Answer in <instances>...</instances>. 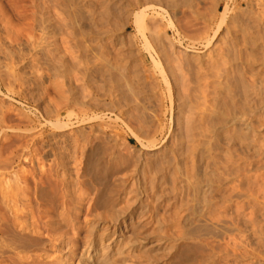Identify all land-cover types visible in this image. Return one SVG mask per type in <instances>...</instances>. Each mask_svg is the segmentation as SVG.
<instances>
[{"label":"rangeland","instance_id":"374dc122","mask_svg":"<svg viewBox=\"0 0 264 264\" xmlns=\"http://www.w3.org/2000/svg\"><path fill=\"white\" fill-rule=\"evenodd\" d=\"M85 1L88 5L86 9L94 12L95 15V21H89L87 25L93 24L91 26H95L96 29L93 27L88 33L81 32L79 29L83 22L79 18L80 9L84 8ZM88 1L89 3L87 0H0V74L6 80L8 65H13L17 69L22 68L20 77H24L23 79L27 82L20 86L18 85L19 81H12L13 88L15 91L20 90V86L21 89L35 94V98L38 99L33 103H31V99L30 101L22 99L31 104L21 105L13 100L12 96L18 99L16 95L6 94L3 90L4 94L0 92V104L8 107L14 104L20 106L25 112H34L44 110L47 105L51 108L54 104H58L59 96L62 93L66 96L73 95L77 101H86V98L89 100L92 95L95 97L96 91H99L97 92L98 98L102 100L108 101L109 98L106 95L110 92L117 99L119 98L120 109L122 112L126 110L125 113L118 115V111L113 113L100 111L99 118L88 120L85 123L74 122L81 116V107L72 106L70 115L74 124L65 133L72 137L97 139L94 140L97 143L92 145L93 149L85 166L84 177L89 181V184L93 185V192L98 191L102 197L113 198L115 203L113 199L111 203L115 208L130 209L138 206L135 198L140 197L145 199L143 204L148 210L146 215H149L154 205L150 195L156 193L161 195V209L164 218L161 235L165 247L169 246V242L178 239L176 236L178 227L175 223L180 214H184L187 207H189L188 209L195 208L202 198L208 199L206 193L216 190L219 181L229 180L225 179L226 177H235L238 168L240 176L244 175V179L241 181L238 177L231 183L230 191L232 192L228 190V193L230 192L228 195L232 196L233 201L228 211L235 215L237 205L241 203L240 206L243 208V205L248 203L247 206H244L248 207L249 205V209L253 207V210H259L262 215L259 211L255 212L244 207L245 211L241 208L240 211L245 217L242 216L243 214L239 217V225H242L238 227L237 224L232 225L229 216L222 213L221 209H211L210 213H206L205 203L201 202L198 211L191 217L190 223L186 227L184 226V229H179V231H185L186 235L181 234L182 238L176 242L182 244L178 257L183 261L182 264H264V233H261L264 231L257 228L260 224L264 228V224L262 226V221H264V125L257 126L260 122H264V114L254 117L247 113L241 116L239 113H231L229 109L233 90H237L233 85L238 80L241 83V79H238L241 78L239 72L242 69L240 68L246 67L247 70H250L249 74L246 73L248 77L250 72L258 70L260 78L264 80V0H187V2L179 0V2L182 1L180 5L167 7L169 14L172 17L174 15L173 20L177 30L180 34L184 33L181 36H185L187 33L191 34L190 37L194 39H199L201 35L204 37L205 34H200L198 37L196 34L201 32L202 25L207 21L212 22L208 32L212 35L213 28L216 29L220 22L225 3L228 2L230 10L228 9L226 25L220 29L210 46L204 47L202 44H197L192 51L182 48L179 37L174 30H171L167 21L157 16L155 20L163 24L162 28L168 29V33L165 37L163 36L164 41H162L166 45H160L150 37L148 44L153 50L152 54L159 58L164 76H161L159 68L150 59L146 48H144L145 43L143 44L141 35L134 25L132 12L125 4L127 2L120 3L115 0L118 5L122 4L120 6H123L124 11L120 15L114 5H110L109 0ZM214 4L219 7L218 11L213 10ZM105 6H108L109 9L112 6L113 9L111 8V11L108 10V12ZM114 10L117 17H113L111 14ZM94 15L90 17L93 18ZM229 18H232L233 22ZM187 26H190L191 31ZM197 27H199L198 31L192 29ZM162 46L163 50H160ZM86 48L90 52L84 53ZM104 49V53L110 55L107 56L108 58L117 56L123 57L121 61L125 59V62L123 61L125 65H122L123 62L120 65L127 67V72L124 74L126 77L118 75V80L111 78L112 71H108L109 66H105L104 62L101 64L97 60ZM117 49H121L120 51L123 53L119 51L117 54ZM107 50L116 53L111 55L112 52L109 54ZM9 51H12L13 54L6 56ZM21 55H25L26 58H22ZM86 55H89V58ZM87 62L89 63L87 64ZM237 63H239L238 66ZM235 66L239 67L238 70L241 71H236L237 69L233 68ZM85 71L89 72L88 76ZM116 73L120 74L121 72L119 70ZM90 74L91 77H94L93 74L96 77L91 78ZM127 77L128 82L138 94L133 91L137 96L130 93L133 95L129 98V105L122 102L121 89L117 88L119 87L118 83L123 84ZM109 78L111 79L109 80ZM87 82L93 84L88 85ZM227 89L231 91H226ZM201 91L208 94L206 102L199 97ZM88 92L90 96H85ZM227 92H230L231 96ZM208 99L216 100V103L219 99L217 104H221L217 105L212 101L215 104L213 106ZM206 107L210 110L208 108L206 110ZM211 109L223 112L221 119L224 126L220 124L211 129L207 128L206 122L203 121L204 125L203 127L199 126V129L197 126V124L199 125L198 116L196 115L201 112L210 113ZM65 114L66 112H63V115ZM140 115L142 118L139 117ZM46 117H40L39 121L31 123L32 126H26L27 123L21 122L20 130L17 128L6 129L7 133L9 135L19 131L25 134L31 133L27 138L44 135L46 139L51 131L46 126V119L50 117ZM195 122L196 125L192 126ZM236 122L242 123L243 126L235 127L233 123ZM16 123L17 121L14 120L7 122V125L14 128L13 125ZM189 124H192L190 128ZM245 124L253 126L247 128L244 126ZM25 126L28 128L27 131L22 130ZM229 137L234 138L229 139ZM208 145L217 147L216 150H212L211 157L207 160L206 170L209 177L211 176L212 184L210 190L206 189V193H204V188L196 190L193 175L195 169L192 163H194V155L200 150L203 151V148L204 150L208 148ZM226 149L227 151H225ZM78 163L72 161L71 165H68L67 169L72 177L75 176L76 169L79 167ZM57 166L50 155H45L38 161L24 160L15 163L7 169L10 170L7 177L1 175L0 191L7 182L12 183L15 171L32 170L35 177H38L40 173L44 178L46 171L50 172L60 168ZM0 171L2 172L1 169ZM229 173L231 176H228ZM51 177H55V175ZM57 177L62 176L58 173ZM31 178L28 176L29 189L27 190L28 195L25 197L26 200L28 198L30 207L37 211L52 210L53 207L58 206L60 210L61 205L57 202L42 205L36 201ZM239 183L240 186H236ZM232 186L236 188L232 189ZM56 189L60 193L59 196H63V200L66 201L64 204L66 212L71 214L76 211L75 208L80 209L77 218H74L78 228L73 230L69 225H66L63 230L67 231L68 237L75 240L76 243L74 251L70 253V264H81L80 261L84 259L86 252L90 249L85 243L83 222L88 218L86 210L92 203L93 195L87 183L79 185L77 182H73L70 187L59 183ZM237 197L239 199H236ZM218 199L215 198V201ZM237 200L240 202L237 203ZM2 208L7 214L8 209L6 210V208L8 207L5 208L3 205ZM249 213H253L251 214L253 216ZM248 215L249 217H247ZM216 216L218 219L221 218V222ZM250 216L260 223L255 227V229L257 228L256 232L252 231ZM260 230L262 231L260 232ZM1 239L0 236V243L2 242L0 264L13 262L21 264V261L30 259L24 258V260L20 257L30 254L39 258L35 264H58L54 258L56 253H52L48 257L41 256V252H29L24 255L18 253V256H15L12 246L6 245L8 243ZM124 251L122 256L125 254L124 257L127 258L124 264H139V259L133 257L134 254H138L136 251L134 253L131 248H126ZM15 258L18 259L15 260ZM131 258L132 261H135L134 263Z\"/></svg>","mask_w":264,"mask_h":264},{"label":"bare ground","instance_id":"6f19581e","mask_svg":"<svg viewBox=\"0 0 264 264\" xmlns=\"http://www.w3.org/2000/svg\"><path fill=\"white\" fill-rule=\"evenodd\" d=\"M104 1H106V0H104ZM116 1H119L120 3L121 2H123V3L127 2L125 4L128 5V8L132 12L134 25L136 26L137 30L139 31V33L141 35V38L143 40L142 41L143 44L145 43L144 48H146L150 59L159 68V72H160L161 76H164V71L161 68L160 60L157 56H156L157 57L156 58L152 54L153 50H152L151 46L148 44V43H150L149 37L152 38L154 41L158 42L160 45L164 44L162 42V41H164L163 36L165 37V35L168 33V29H166L164 27L162 28L163 24L159 23L160 21L157 22V20H155L157 16H160L162 19H165L167 21L169 27L171 28V30H174V32L179 37V43H180L181 47L187 51H192V50H194V48L197 44H200V45L202 44L204 47L210 46L211 41H213V39L216 38L220 29L222 27H224V25H226L227 19H228V16H227L228 9L230 8V7L228 8V2L225 3L226 5H225V7L221 13L220 22L218 23V26L216 29L213 28L212 35L208 34V32L210 31L209 28H211L210 25L212 22L207 21V22H205V24L203 23L204 25H202L203 28L201 29V32L198 35L195 33L197 37L200 34H205L206 36L203 35L205 38L202 37V35H201V37H199V39L198 38L194 39V38L190 37L191 34L189 35L187 33H185V36H181V34L184 35V33H181V34L179 33V31L177 30V28L175 26L176 25L175 21L173 20L174 15L172 17L171 14H169L170 12H168L169 10L167 11V9H166L169 6L173 7V6H177L178 4L180 5V3L182 1L181 2H179V0H116ZM116 1L115 0H112V1L109 0V3L112 6L114 5V8H116L118 14H120L122 11H124L122 9L123 6L122 7L120 6L122 4L118 5V3ZM185 1L187 2V0H185ZM189 1H191V0H189ZM87 2L89 3L88 0H87ZM99 2H100V0H99ZM183 2H184V0H183ZM106 4H107V2H106ZM216 5L217 4H214V6L216 8V9L213 8L214 11L219 10V7H216ZM83 6H84V8L80 9V16H79V18H81V20L83 21V22L81 21L82 22L81 26H83V27L81 29V26H80L79 29L81 30V32L83 31L84 33H88L90 30L93 29V27L95 28V26H91L93 24L87 25L89 23V21H95V19H94L95 15L93 14L94 12H91L89 9L88 10L86 9V6H88L86 1H85ZM95 6H96V4H95ZM112 6H111V8L113 9ZM106 8H107V11L108 10L111 11L110 10L111 8L109 9L108 6ZM90 9H92V8H90ZM126 10H127V8H126ZM237 10H238V8H237ZM111 14L113 17L118 16V15H116L115 10ZM111 14H109V15H111ZM123 14H125V13H123ZM92 15H94L93 18L90 17ZM211 18H212V16H211ZM232 18L235 19V17H232ZM232 18H229V19L233 22ZM209 19H210V17H209ZM121 20H123V19H121ZM175 20H176V18H175ZM123 21H121V22H123ZM228 23H230V22H228ZM212 27H213V25H212ZM178 28H179V26H178ZM182 28H183V26H182ZM187 28H189L191 31L190 26L189 27L187 26ZM198 28L199 27L192 28V29L198 31L197 30ZM95 29H94V33H95ZM124 29H126V27H124ZM163 29H164V31H163ZM186 30L188 31V29H186ZM161 32H163V34H161ZM196 40H198V41H196ZM164 45H166V44H164ZM164 49H165V47H164ZM86 50H87V48H86ZM86 50L84 49V53L90 52V51H88V50L86 51ZM120 50L117 49V54L119 53ZM156 50H157V48H156ZM160 50H163V46H162V49H160ZM104 52H105V49H104V51H102L100 53V56L98 57L97 60L100 63L104 62L105 66L106 65L109 66L110 69L108 68V71H110V70L112 71L110 73L112 76L111 78H114V79L117 78V80H118V75H120V77H126L124 74L127 72V67L126 66L123 67L120 65V63H122L125 59L123 61H121L123 59V57L119 58L117 56H115V57L112 56V57L108 58L107 56H110V55H108ZM108 52L110 54V52H112V51L110 50ZM114 53H116V52H112L111 55L112 54L115 55ZM120 53H123V52L120 51ZM159 53H160V51H159ZM12 54H13V52L9 51L8 55L6 54V56H9ZM83 55H85V54H83ZM6 56L4 55L5 58H7ZM21 57L23 58V57H25V55H21ZM86 59H84V60L86 61ZM97 60H96V62L98 63ZM31 62H28V63H31ZM124 62L122 65H125ZM88 63L89 62H87V64ZM238 64L239 63H237V66H238ZM247 65L250 66V64H247ZM240 67H241V65H240ZM84 68H85V66H84ZM233 68L237 69L236 71H239L240 69H242V71L240 70L241 72H239V73H241V78H238V79H241V83L238 80L237 83H234V85L232 84L233 87L237 88V90H239V91H237L235 89H234L235 91L233 90L234 94L232 93V98L230 99L231 101H230V105H229V109H230L231 113H239V114H241V116L246 115L247 113L248 114L250 113V115L254 116V117L257 115L258 116L263 115L264 114V80L262 78H260L261 77L260 73L257 72L258 70L255 71L253 69L254 72L253 71L250 72L251 74L248 77L246 75V73L249 74L250 70H247L246 67H243L244 69L240 68L239 70H238L239 67L237 68L235 66ZM99 70H97V71L99 72ZM119 70L121 73L120 74L116 73ZM21 71H22V68L17 69L13 65L12 66L8 65L7 72H6V80L4 78H2L3 76H1V74H0V92L2 94H4L3 93V90H4V92H6V94L12 93V94L16 95V97L18 99H15L13 96H12V98L14 101L19 102L21 105L22 104H24V105L31 104L33 102H36L38 99L35 98V96H34L35 94H33L31 92L29 93L26 89H21L20 86L25 85V82H27L26 80L23 79L24 77L23 78L20 77ZM86 71H87V68H86ZM86 71H85V74L88 76L89 72H86ZM23 74H26V73L23 72ZM245 75L247 76V78L245 77ZM92 76L96 77L95 74H93ZM236 76H237V74H236ZM89 77H91V74ZM94 77H91V78H94ZM111 78H109V80ZM107 80H108V78H107ZM12 81H19L18 85H20L19 86L20 90L15 91V89L12 86ZM236 81H237V79H236ZM94 83H96V82H94ZM87 84H88V82H87ZM89 84H93V83H89ZM235 85H237L238 87ZM118 86L119 87H117V88H120L121 92H122V99H123L122 102L125 105H129V100H130L129 98L133 94L135 96H137L138 95L136 93L137 91L135 92L133 87L131 86V83L128 82V77L125 78V81L123 84L118 83ZM233 87H231V88L233 89ZM239 87H240V89H239ZM228 88L230 89V87H228ZM83 89H84V86H83ZM98 89H99V87H98ZM229 89H227L226 91H231ZM84 91H85V89H84ZM132 91L135 92L137 95L135 93H133ZM223 91H224V89H223ZM27 92L29 95L27 94ZM97 92H99V91H96L95 97H93L94 95L90 96V94L88 92V94H86L85 96H90V97H89V100H87V98H86L85 99L86 101H77L76 100L77 98H75L73 95L66 96L62 93L59 96L60 102L58 104H54V106H52L51 108L49 107V105H47L44 110H42V111L36 110L34 112H25L22 110V108L20 106L18 107L17 105H14V104H12V106H10V107L3 106L0 104V132L2 133V134L0 133L1 134L0 135V169L2 170V172L0 171V177H1V175L6 176L10 171V170L8 171L7 169L12 167V165L15 163H20L24 160H28V162L29 161L33 162V160L38 161L40 158L44 157L45 155H50L52 157V161L54 163H57V165L60 167L58 169L56 168L54 171H52V170L50 172L46 171V173L44 174L46 177H44V178L41 177L42 175L40 173H39L40 176L37 174L38 177H35L36 175H35L34 171H32V170L15 171V172H13L14 179H12V183L10 181L7 182L6 186H3L4 188L1 189V191H0V236L2 237V239L6 243H8L6 245L12 246L13 253L15 256H18V253H23V255H24V253L26 254L29 252H36V253L41 252L42 253L41 256L48 257L50 254L56 253L54 255V258L58 261V264H70V253H72L74 251L76 243H75V240L68 237V235L66 233L67 231H64L63 227H65L66 225L67 226L69 225V227H71L73 230L78 228L76 226V222L74 221V218H77L76 216L80 212V209L75 208L76 211L74 213H71V214L65 211L64 204L66 201L63 200V196H59L60 193L58 192V189H56V186H58L59 183H61V185L63 184L66 187H70V185H73V182H77L79 185L82 183H87V186L90 188V191L93 195L92 203L90 204V206H88V208L86 210V215L88 218L85 221L83 220L84 221L83 226L85 228V243H86V246L90 249H89V251L86 252L87 256L84 253V255L86 257L84 256V259L82 261H80L81 264L82 263L83 264H124L125 261L127 260V258L124 257L125 254L122 256V253L123 252L125 253L124 249H126V248L127 249L131 248V250H133L134 253H135V251L138 253V254H134V256L133 255L132 256L137 257L139 259L138 260L139 264H182L183 261L180 259V257H178L182 244H179L176 242L178 241L179 238H182L181 234L186 235V232L181 231V230L179 231V229H184V226L186 227V225L190 223L191 217L198 211L199 204H201V202L205 203V206L207 208V211L205 210L206 213H210L211 209H218V210L221 209L220 211L222 213L227 214L229 216V218H230L229 221L232 223V225L237 224L238 227L240 225H242V224L239 225V223H240L239 217L243 214L240 211L242 208V206H240L241 203L239 205L235 204V205H237L235 208V215H232V213L230 211H228V209L230 208L232 201H233L231 199L232 196L228 195L230 192H232V191H230L231 183L234 182L235 180H237L238 177H240L239 180L244 179L243 178L244 175L240 176V174H239L240 171L238 168L236 169L237 172L235 174V177H233V176L229 177V178L226 177L225 179H229V180H227V181L225 180V182L219 181L220 183L219 182L217 183L218 185L216 187V190L208 191V193L205 192L206 189L210 190V187L212 184L211 183L212 180L210 178L211 176L209 177L208 171L206 170L207 160L211 157L212 150H216V147H217L216 145H210V146L208 145L207 146L208 148H206L205 150L203 148V151L200 150L199 152H197L194 155V157H195L194 163H192L194 165V169H195L193 175H194V184H195L196 190H201L204 188L205 189L204 193H206V195H208L206 197H209V198L208 199L202 198L201 199L202 201L197 203L198 205L197 206L195 205V208L188 209L189 207H187L186 211H184L185 213L184 214L181 213L183 215L180 214V216L178 217V220L175 223L176 227H178V231L176 232V236L178 237V239H177V241L169 242L168 247H165L163 245L162 235H161V232L163 229L164 218H163L162 209H161L162 207H161V199H160L161 195L160 194L156 193L152 196L150 195V198L152 199V202H154V205H153L152 212L149 215H146L148 210H147V207L143 204V200H145L143 198H140V197L135 198V201L137 202L138 206H135L133 208H130V209H128V208H115V206L111 203L114 200L113 198H112L113 199L112 200L111 197H109V198L102 197L98 191L93 192L94 187L92 184H89V181H87L85 179L84 170H85V166L88 163L90 155L92 153V149H93L92 145H95L97 143L94 140H97V139L96 138L92 139V137H79V136H76V137L73 136L72 137V136H69V134H67L65 132L70 128L71 125L74 124L72 122L71 115H70L71 114L70 108L74 105H78L81 107V116L79 118H76V120L74 121L77 123H85L88 120H91V119L93 120V119L99 118L100 117L99 116L100 111H107L108 113H113L115 111H118V115H119V113H123V112L125 113L126 110L122 112V110L120 109L121 106L119 105V103H120L119 98L117 99L116 96L112 95V93L110 92L106 95L109 98L108 101L102 100V99L98 98ZM131 92L133 94H130ZM204 92L205 91H201V94L199 95V97L204 102H206L207 98H208L207 97L208 94L204 93ZM227 93L229 96H231L230 92H227ZM22 99H28L29 101L31 99L32 102L30 103L29 101L27 102V101L22 100ZM218 100H217V103L219 102ZM212 101H210V102H212ZM215 101L216 100H214L213 102H215ZM213 102L211 104L214 106L215 104ZM220 104H217V105H220ZM207 108L208 107H206L205 109L207 110ZM218 111L211 109V112L207 113V114L205 112L198 113L196 116H198L199 125L197 124V126L203 127L204 122H206L207 128H211V129L216 128L220 124L223 125V123H222L223 120L221 119L222 118L221 114L223 112L220 113ZM63 112H66V114L63 115ZM116 115L117 114L115 113V116ZM44 116L50 117V118L46 117L47 119L44 118L47 121L46 126L48 127V130L51 129V131L49 132L50 134L47 135L46 139H45L44 135H40V137H36V138H34V137L27 138L28 135L29 136L31 135V133L25 134V133H20L19 131L16 133L9 134V135L7 133L6 129H16L17 128V130H20L21 129L20 126L22 125L21 122L27 123L26 126H28V125L32 126L31 123L39 121L40 117L43 118ZM139 117L142 118L141 115ZM14 120L17 121V123L15 125H13L14 128H12V126L7 125V122L14 121ZM191 125L189 124L188 127L190 128ZM195 125H196V122L192 126H195ZM233 125H235V127H237V128H241V126H243V124L240 122L233 123ZM263 125H264V122H260L257 126H263ZM26 126L23 127L22 130L27 131L28 128H26ZM244 126L247 128H252L253 125L252 124H245ZM200 127H199V129H200ZM237 130H239V129H237ZM233 138L229 137V139H233ZM145 148L148 149L147 147H145ZM225 151H227V149ZM236 153H237V151H236ZM232 158H234V157L232 156ZM72 161L75 163L79 162L78 163L79 167L76 169L74 177H72L71 173L67 169L68 165H71L70 163ZM224 168H225V166H224ZM226 169H224V170H226ZM58 173L62 177H57ZM54 175H55V177H51ZM28 176L32 177L31 178L32 182H33L32 186H33L34 190L33 189H31V190H33L36 194V201H38V203L42 204V205L57 202L61 205V206L59 205L61 207L60 210L58 209V206L53 207L52 210H37V211L33 210V208L30 207V204L27 201L28 198H27V200L25 198L28 195L27 190L29 189ZM228 176H231V173H229ZM180 177H182V176L180 175ZM0 183H2V182H0ZM234 186H232L231 188L232 189L236 188ZM236 186H240V183ZM205 187H207V188H205ZM228 190L230 191L229 193H228ZM236 190H238V189H236ZM201 194H203V193H201ZM234 197H233V199H235ZM215 198H217V199L219 198V199L215 201ZM239 198H240V195H239ZM239 198L237 197L236 199H239ZM25 201H27L28 203ZM235 202H236V200H235ZM239 202L240 201H238L237 203H239ZM108 203H109V205H107ZM114 203H115V200H114ZM180 203H181V201H180ZM1 204L5 205V208L8 207V208H6V210L8 209L7 214L4 212V209L2 208L3 205H1ZM247 204L248 203H246V205L245 204L244 205L247 206ZM105 205H107V206H105ZM242 205H243V203H242ZM244 205L242 208L243 210L245 208L250 207L249 205H248V207H245ZM251 209L253 210L254 208L252 207L249 210H251ZM261 209H262V207H261ZM249 210H247V212H250ZM255 210H253V211H255ZM213 211H215V210H213ZM245 211H246V209H245ZM258 211H255V212H258ZM251 214H253V213H251ZM251 214L249 213V215H251ZM210 215L212 216V214H210ZM249 215L247 217H249ZM260 215H262V213ZM176 216H177V214H176ZM242 216H244V214ZM251 216H253V215H251ZM251 216H250V219L249 218L248 219L252 224L251 225L252 227L250 226L252 228V231L256 232L257 228H260L264 231V228L261 227L260 223H258L259 221L257 222L256 219H252ZM224 217H226V216L224 215ZM210 218H212V217H210ZM213 218H214V216H213ZM217 219H218V217H217ZM220 219L221 218L218 219L219 222H221ZM212 220H215V219H212ZM222 220H224V219H222ZM225 222H226V220H225ZM263 222L264 221H262V226L264 224ZM257 225H259V226H257ZM256 226H257V228L255 229ZM262 230H260V232ZM261 233H264V232H261ZM176 236H174V237H176ZM151 238H153V240H151ZM174 240H176V239H174ZM1 243H0V245H1ZM0 247H2V246H0ZM20 258H23V259L29 258L30 259L29 261H27V260L21 261V264H35L38 257L30 254L28 256H21ZM16 259H18V258H15V260ZM131 261H132V258H131ZM132 262L134 263L135 261H132ZM11 264H14V262Z\"/></svg>","mask_w":264,"mask_h":264}]
</instances>
